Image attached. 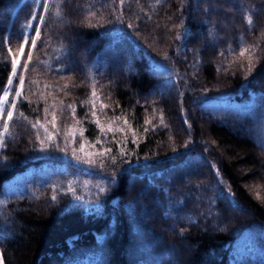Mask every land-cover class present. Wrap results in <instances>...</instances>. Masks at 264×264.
I'll return each mask as SVG.
<instances>
[{
  "label": "trees",
  "instance_id": "1",
  "mask_svg": "<svg viewBox=\"0 0 264 264\" xmlns=\"http://www.w3.org/2000/svg\"><path fill=\"white\" fill-rule=\"evenodd\" d=\"M34 11L0 0L3 264H264V0H51L29 61Z\"/></svg>",
  "mask_w": 264,
  "mask_h": 264
},
{
  "label": "snow or ice",
  "instance_id": "2",
  "mask_svg": "<svg viewBox=\"0 0 264 264\" xmlns=\"http://www.w3.org/2000/svg\"><path fill=\"white\" fill-rule=\"evenodd\" d=\"M34 2L36 4V8L37 9H44L45 10V14H39L38 12H35V11L31 14V23L28 25V27H29L31 32L35 33V38H32L31 35L29 37L23 38V43L20 44L19 49H18V51L20 52L21 55L24 54L25 45H27L28 43H31L33 48L36 47L37 40L40 38L41 30H42L41 27H39L37 25L42 24L43 22H45V16H46V10L48 9V4L45 2V0H34ZM120 3L123 4L124 0H120ZM129 27H131V25H129ZM176 38L180 39V34H178ZM9 51H11V49H9ZM240 55L243 56L244 52L242 51L240 53ZM27 56H28V60L31 61L32 60V52L29 51ZM18 65H19V61L14 58L12 60V76H17L18 75V73H17ZM23 67L27 68L28 64L25 63L23 65ZM249 71H251V67L249 68ZM12 83H13V81H12V78L10 77L9 80H8V84L11 85ZM23 84H24V80L21 77L20 78V85L23 86ZM16 95L17 96L21 95V91L19 89L16 90ZM93 95H95V93H93ZM7 102H8V91H7V89H5L4 96L0 97V114L4 113L5 109H4L3 105L6 104ZM12 107L15 108V104H13ZM68 107H71V106H68ZM12 119H13V112L12 111H7V119L4 120V122H3V129H4L5 133L8 131V127H9L8 122L10 120H12ZM53 120H55V117H53ZM49 139H51V137H49ZM39 142H40V145H41L40 150L41 151H45L46 149L43 147L45 141L44 140H40ZM73 155H75V152L73 153ZM76 159L79 162H81V163H86V164H89V165H93L94 164V161H92V160L80 161L79 157H76ZM113 179H114V176H113ZM98 187H100V186L98 185ZM69 191L73 192V193L75 191L74 189L71 188V185H69ZM100 191L104 192V191H106V189L103 188V187H100ZM57 198L58 197L56 195H53L51 197V199L53 201H55ZM73 199H79V197L73 195ZM0 203H3V202L0 201ZM0 264H3L2 259H0Z\"/></svg>",
  "mask_w": 264,
  "mask_h": 264
},
{
  "label": "rangeland",
  "instance_id": "3",
  "mask_svg": "<svg viewBox=\"0 0 264 264\" xmlns=\"http://www.w3.org/2000/svg\"><path fill=\"white\" fill-rule=\"evenodd\" d=\"M50 1L51 0H46V3L48 4V6H49V4H50ZM47 11V10H46ZM43 14H45V10L43 11ZM41 25L42 24H39L38 26L39 27H41ZM33 38H35V35H34V37ZM32 50H33V47H32V45L30 46V51L32 52ZM18 61H19V59H18ZM18 67H19V65H18ZM18 67H17V71H18ZM11 78H12V81L14 82V79H15V76H12L11 75ZM12 85H13V83L11 84V85H7V91H8V96H9V94H10V91H11V88H12ZM18 89L20 90L21 89V85L19 84V86H18ZM3 96H4V94H3ZM2 96V97H3ZM3 107L5 108V104L3 105ZM2 116V114H0V117Z\"/></svg>",
  "mask_w": 264,
  "mask_h": 264
},
{
  "label": "water",
  "instance_id": "4",
  "mask_svg": "<svg viewBox=\"0 0 264 264\" xmlns=\"http://www.w3.org/2000/svg\"><path fill=\"white\" fill-rule=\"evenodd\" d=\"M12 112H13V111H12ZM10 121H11V120H10ZM10 121H9V122H10ZM0 259H1V257H0ZM2 262H3V261H2Z\"/></svg>",
  "mask_w": 264,
  "mask_h": 264
}]
</instances>
